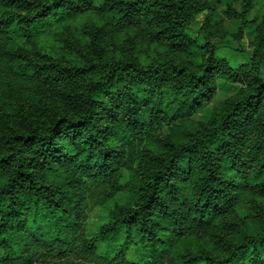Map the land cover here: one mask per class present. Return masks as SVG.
Wrapping results in <instances>:
<instances>
[{
	"label": "trees",
	"instance_id": "trees-1",
	"mask_svg": "<svg viewBox=\"0 0 264 264\" xmlns=\"http://www.w3.org/2000/svg\"><path fill=\"white\" fill-rule=\"evenodd\" d=\"M205 6L0 0V264H264V38L232 68L210 30L189 34ZM85 13L141 26L166 53L105 49L89 25L88 44L61 47L69 59L36 43ZM238 72L244 88L212 119L159 136L155 125L191 117Z\"/></svg>",
	"mask_w": 264,
	"mask_h": 264
},
{
	"label": "rangeland",
	"instance_id": "rangeland-1",
	"mask_svg": "<svg viewBox=\"0 0 264 264\" xmlns=\"http://www.w3.org/2000/svg\"><path fill=\"white\" fill-rule=\"evenodd\" d=\"M201 1L206 6L194 17V24L191 25L189 34L202 40L204 39L202 31H205V29L210 30L211 35H213L210 42L214 46L219 60L226 62L232 68L245 65L249 67L253 54L257 49L256 37L261 36L264 38V0L251 1V8L245 15L243 23L237 17L242 7V0ZM207 16L209 17L208 20L206 19ZM88 25L98 27L103 32L101 39L105 49L110 50L120 46L128 49L131 47L136 55L143 60H151L157 54L166 53L167 49L152 41L141 26L119 28L115 27L106 16L90 15L88 13L69 22L64 29H61V32H56L55 27L52 26L39 35L36 43L47 47L49 50L58 49L59 53L64 50L67 53L65 56L69 59V56L74 54L70 52V49L66 50L61 47H63V44L69 47L71 44H76L77 41L79 44H88L90 40ZM238 29H241L240 36H238ZM23 42L30 43L29 40ZM68 53L71 55L68 56ZM259 72L264 76V62L259 64ZM237 77L236 82H227L222 78H217L215 92L211 99L203 103L189 118H180L173 122L155 125V128L158 127L156 129L159 136L164 140L177 141L198 130L202 123H206L214 117L225 100L235 96L244 88L243 74L238 72ZM154 144L157 143L154 141ZM124 179H128L127 174L123 175L121 181H125ZM120 196L126 201L125 194H120ZM104 214L103 209L96 210L90 216L91 223L94 226L100 224L104 220ZM236 216L239 220L242 213L237 211L233 217Z\"/></svg>",
	"mask_w": 264,
	"mask_h": 264
}]
</instances>
